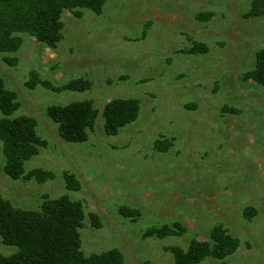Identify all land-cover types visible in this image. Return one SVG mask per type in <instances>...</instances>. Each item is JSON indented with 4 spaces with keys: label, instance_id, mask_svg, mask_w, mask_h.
<instances>
[{
    "label": "rangeland",
    "instance_id": "374dc122",
    "mask_svg": "<svg viewBox=\"0 0 264 264\" xmlns=\"http://www.w3.org/2000/svg\"><path fill=\"white\" fill-rule=\"evenodd\" d=\"M252 1L105 0L100 13L66 11L57 48L24 34L18 52L0 51V77L18 94L17 115L34 118L47 143L26 170L55 175L44 183L12 179L0 144L2 196L37 210L46 197L67 193L69 172L81 184L70 196L85 207L87 256L118 249L123 264H174L173 248L209 241L222 225L240 247L199 264H264V87L245 77L264 49V18L248 16ZM194 42L209 51L191 53ZM10 58L17 64L9 65ZM32 70L57 86L82 78L92 87L30 90ZM116 98L139 99L141 111L110 136L103 110ZM82 100L93 101L99 117L86 142H66L47 109ZM177 225L185 232L149 234ZM16 251L0 237V255Z\"/></svg>",
    "mask_w": 264,
    "mask_h": 264
},
{
    "label": "trees",
    "instance_id": "16d2710c",
    "mask_svg": "<svg viewBox=\"0 0 264 264\" xmlns=\"http://www.w3.org/2000/svg\"><path fill=\"white\" fill-rule=\"evenodd\" d=\"M105 0H0V51L16 53L24 43L23 35L34 37L51 48H57L64 39L63 15L71 11L82 16L85 10L100 13ZM249 17L264 18V0H253ZM206 44L194 42L191 53L205 54ZM15 58L7 59L16 65ZM246 79L264 87V49L256 56L254 68L245 75ZM38 86L52 92L84 93L91 89L92 82L73 79L57 86L41 78L39 71L32 70L26 87ZM18 94L6 86L0 77V144L6 160L5 170L12 179H35L44 183L54 179L53 172L36 169L27 172L26 164L38 156L47 145L37 131V121L26 115H17L20 109ZM141 102L137 98H116L103 110L104 129L107 135L116 136L140 116ZM48 117L58 125L59 134L66 142L83 143L88 140L99 117V110L91 100L54 105L47 109ZM67 193L58 198L46 197L37 210L15 207L0 193V237L7 246L17 247L9 256L0 255V264H123L120 250L113 249L102 254L87 256L83 251L81 229L87 218L82 201L71 198L70 193L81 189L80 182L69 172L64 173ZM134 214L123 208L122 214ZM247 215V214H246ZM249 216V214H248ZM94 227L102 225L97 215L90 216ZM168 226L152 229L150 235L160 238L182 234ZM240 247L238 238L232 236L222 225L212 229L209 241L192 240L188 249L173 248L174 264H199L208 257L224 260Z\"/></svg>",
    "mask_w": 264,
    "mask_h": 264
}]
</instances>
